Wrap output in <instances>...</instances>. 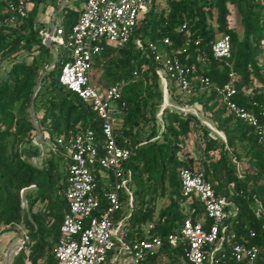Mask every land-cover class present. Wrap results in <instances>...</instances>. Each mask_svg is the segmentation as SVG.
Segmentation results:
<instances>
[{
	"label": "trees",
	"instance_id": "1",
	"mask_svg": "<svg viewBox=\"0 0 264 264\" xmlns=\"http://www.w3.org/2000/svg\"><path fill=\"white\" fill-rule=\"evenodd\" d=\"M9 1L12 0H0V18L5 16L2 11ZM84 1L75 0L72 8L62 9L65 33L76 22ZM41 2L31 0L29 13L17 29H0V61L9 62L0 74V232L20 226L27 231L24 245L10 264H55L53 249L67 209V160L55 139L68 130L89 129L96 138L102 132L97 113L58 82L62 62L56 61L44 74L32 98L48 61L45 55L49 47L42 43L35 20ZM229 7L239 15L241 33L229 26ZM211 20L214 27L209 25ZM183 23L185 29L180 31ZM220 35H228L231 45L230 57L225 61L214 59L210 52L211 44ZM165 37L170 41L164 45L166 52H173L183 64L196 65L210 86L225 83L232 70L237 76L234 100L238 106L253 114L264 108V63L258 61L257 44L264 39V0H167L160 10L151 0L129 42L121 47L105 45L92 67L101 69L100 85L96 84L99 89L124 83L121 101L126 112L116 141L130 152L126 167L131 170L133 193L128 220L131 236H142L140 227L148 222L154 226L151 236L165 237L176 232L189 208L198 209L196 200L189 203L181 195L178 172L182 168L201 170L215 196L224 198L229 203L226 209L231 211L224 222V241L211 264H242L230 256L233 243L256 246V264H264V144L258 143L251 125L220 105L210 87L203 89L192 83V92L184 96L170 81L169 105L161 110L162 86L155 74L154 54L147 45L160 44ZM135 39L143 42L141 49ZM22 52L25 56L16 59ZM182 105L198 106L197 115L176 110ZM30 108L38 129L55 146L54 151H46L37 166L28 161L40 155L32 142L36 128L30 121ZM157 111H161L160 116ZM200 117L207 118L224 140L201 123ZM148 125L145 134L143 130ZM199 131V156H181L182 139ZM239 153L245 155L247 163L242 173L235 163L240 160ZM96 180L99 184L98 177ZM30 186L35 187L34 194H25L23 207L21 191ZM164 197L168 202L157 212L156 203ZM120 200L117 218L127 210L125 198ZM36 203L40 207L33 211ZM230 234L234 237L230 238ZM183 258L181 248L164 243L151 263L180 264Z\"/></svg>",
	"mask_w": 264,
	"mask_h": 264
},
{
	"label": "built area",
	"instance_id": "2",
	"mask_svg": "<svg viewBox=\"0 0 264 264\" xmlns=\"http://www.w3.org/2000/svg\"><path fill=\"white\" fill-rule=\"evenodd\" d=\"M150 1L85 0L76 22L67 33L62 24L56 22L51 30L39 29L42 43L55 47V62L58 60L57 47L67 50L65 58L60 61L63 63L58 74L60 85L87 103L102 122L100 138L86 129L80 132L68 130L55 139L56 146L64 149L67 160L64 189L67 209L53 249L55 264H152L151 259L164 243L182 249L184 258L180 264H211L224 241V222L231 214L226 209L229 203L215 196L201 170L182 168L178 172L181 195L189 203L196 200L198 209L194 206L189 208L176 232L165 237L151 236L154 226L148 222L140 227L142 236H131L128 226L130 211L116 217L122 207L121 197L125 198L127 210H131L133 204L131 170L126 167L130 152L116 141L119 124L126 112L121 101L124 83L99 89L92 77V67L105 45L121 47L129 42L140 15L147 10ZM30 3L31 0L7 2L2 11L5 16L0 18V29H17L27 17ZM64 6L66 3L59 11ZM185 26L183 23L179 30H184ZM135 44L139 49L143 47L139 39H135ZM169 44L168 37H165L160 44L147 45L157 64L155 74L162 86L163 102L167 100L170 81L184 96L192 92V83L203 89L210 87L217 94L220 105L235 118L251 125L258 143L264 144V108L253 114L238 106L234 100L237 93L235 73L230 70L225 83L210 86L208 78L199 72L196 65L183 64L173 52H166L164 45ZM230 48L228 35H220L211 44L210 52L214 59L225 61L230 57ZM201 63H204L203 59ZM166 106L162 105L161 110ZM175 108L183 114L193 115H197L199 110L196 105ZM160 114L161 111L158 116ZM204 123L221 135L208 122ZM35 128L39 131L37 125ZM41 138L47 139L46 135ZM40 146L42 155L28 158L34 166L46 154L42 142ZM54 149L55 146L49 143L48 150ZM23 200L24 207L26 201ZM233 237L230 234V238ZM258 252L254 245H230V256L242 264H256Z\"/></svg>",
	"mask_w": 264,
	"mask_h": 264
},
{
	"label": "rangeland",
	"instance_id": "3",
	"mask_svg": "<svg viewBox=\"0 0 264 264\" xmlns=\"http://www.w3.org/2000/svg\"><path fill=\"white\" fill-rule=\"evenodd\" d=\"M167 0H155V5L156 8L158 10L162 9L163 7H165ZM75 0H68L66 5L73 7ZM64 3V0H42L36 16H35V20L36 23L39 26V29H43V30H51L54 23H58L63 16L62 10L58 11L59 6H61ZM82 7V4L79 6V8ZM56 15V20L54 21L53 16ZM228 23L229 26L231 28H233L237 33H241V27H240V18L239 15L237 14L236 10L234 9V7H229V15H228ZM209 25L214 27V23L212 22V20L209 22ZM218 35V34H217ZM260 53L258 55V61L259 62H263L264 61V39L260 40L257 42ZM48 52L45 55V58L48 59L47 64L43 67V69L40 72V77L39 79H42V77L44 76L45 73H47L48 71H50L53 67L54 61H55V57H56V51H55V47L52 44H48ZM67 50L62 47V46H58L57 47V55H58V60L57 61H62L65 56H66ZM25 56V53H20L18 55V57L16 59H20L22 57ZM8 62L5 60L0 61V65L4 66V68H0V74H2V70L6 69V67L8 66ZM92 75H93V79L95 81V83L97 85H100V78H101V69H97L93 68L92 69ZM163 105V104H162ZM31 109V108H30ZM29 109V117H30V121L36 126V121L34 120V116H33V112L32 110ZM159 111H157V116H158ZM40 115V112L37 113V116ZM33 116V117H32ZM200 121L202 123L203 122H208L210 123V121L205 118V117H200ZM159 123V122H158ZM210 125H212L210 123ZM38 129V127H37ZM39 130V129H38ZM145 132V134L149 131V125L145 127V129L143 130ZM219 133V132H218ZM221 134V133H220ZM197 135H201L200 131L197 133H193L188 139H182L181 141V147H182V151H181V156H184L186 153V155H192L193 157H198L200 154V145L198 143V136ZM218 135V134H217ZM219 136V135H218ZM32 142L35 146L38 147V149L40 150V156L42 155V151H41V146H40V142H42V147L44 152L48 151V145L49 142L47 139L44 140L43 134L42 132L39 131H35L32 133ZM219 137H221L222 140H224V136L221 134ZM239 157L240 160H236L235 163L237 165V168L241 171V173L246 170L247 168V163L245 162V155L243 153H239ZM35 190V187H31V188H27L26 192L23 194H21L23 196L22 199H25V194L28 197L30 194L31 196H33V192ZM21 196V197H22ZM168 202V199L166 197L161 198L157 201L156 203V211L158 212L164 205H166ZM23 203V202H22ZM24 207H26V203L24 204ZM40 207V205L38 203H36L32 210H36ZM130 210H126V213L129 212ZM26 229L23 228V226L20 227H14V228H6L1 230L0 232V264H7V258L10 257L11 255H13L14 251H18L19 248H21L24 244L22 243V241H26Z\"/></svg>",
	"mask_w": 264,
	"mask_h": 264
},
{
	"label": "water",
	"instance_id": "4",
	"mask_svg": "<svg viewBox=\"0 0 264 264\" xmlns=\"http://www.w3.org/2000/svg\"><path fill=\"white\" fill-rule=\"evenodd\" d=\"M54 63H55V61H54ZM40 81H41V79H39V81H38V83H37V86H36V88H35V90H34V92H33V96H32V98H34V96H35V94H36V92H37V90H38V88H39V84H40ZM31 110V109H30ZM33 117V116H32ZM26 190L27 189H23V191H22V193L21 194H23V196H24V193L26 192ZM23 196H22V198H23ZM24 200L22 199V202H23ZM17 253V251H14V253H13V255H11L10 257H8L7 258V264H10V261L14 258V256H15V254Z\"/></svg>",
	"mask_w": 264,
	"mask_h": 264
},
{
	"label": "crops",
	"instance_id": "5",
	"mask_svg": "<svg viewBox=\"0 0 264 264\" xmlns=\"http://www.w3.org/2000/svg\"><path fill=\"white\" fill-rule=\"evenodd\" d=\"M65 1H66V2H65ZM67 1H68V0H64V3H67ZM73 4H74V3H73ZM63 5H64V4H62L61 6H59L58 11L61 9V7H62ZM65 7H70V6L66 5V6H64V8H65ZM70 8H72V7H70ZM54 18H55V20H56V15L53 16V19H54ZM61 20H62V19H61ZM61 20H60L58 23L61 24ZM164 104H165V103H163V105H164ZM209 124H210V123H209Z\"/></svg>",
	"mask_w": 264,
	"mask_h": 264
},
{
	"label": "bare ground",
	"instance_id": "6",
	"mask_svg": "<svg viewBox=\"0 0 264 264\" xmlns=\"http://www.w3.org/2000/svg\"><path fill=\"white\" fill-rule=\"evenodd\" d=\"M163 103H165L163 106H166L167 105V100L165 99V101Z\"/></svg>",
	"mask_w": 264,
	"mask_h": 264
}]
</instances>
